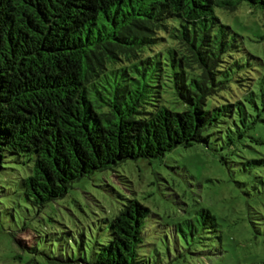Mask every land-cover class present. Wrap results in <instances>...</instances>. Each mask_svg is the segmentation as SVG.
I'll return each instance as SVG.
<instances>
[{
	"label": "trees",
	"instance_id": "1",
	"mask_svg": "<svg viewBox=\"0 0 264 264\" xmlns=\"http://www.w3.org/2000/svg\"><path fill=\"white\" fill-rule=\"evenodd\" d=\"M242 1L264 11V0H0V196L15 160L22 195L43 208L96 171L212 141L240 189L264 186V150L244 146L264 129V83L216 11ZM150 212L127 198L92 263L158 264L140 253ZM223 226L201 208L181 233L219 240Z\"/></svg>",
	"mask_w": 264,
	"mask_h": 264
},
{
	"label": "rangeland",
	"instance_id": "2",
	"mask_svg": "<svg viewBox=\"0 0 264 264\" xmlns=\"http://www.w3.org/2000/svg\"><path fill=\"white\" fill-rule=\"evenodd\" d=\"M216 11L243 37L242 55L259 70H253L256 80L262 77L259 87L264 83L263 9L242 1L233 11ZM251 135L246 150H264V129L256 124ZM221 146L214 141L193 143L159 158L129 159L75 181L65 197L43 208L22 195L15 169L23 167L15 160L2 172L9 182L0 196V264H93L97 242L107 241L109 220L127 198L151 210L140 253L158 264H264V191L258 192L264 186L252 188L248 182L240 189L221 161ZM244 199H255L254 211H242L243 220L235 223ZM201 208L210 209L223 223L222 237L209 239L212 234L201 230L198 241L189 244L181 223ZM252 212L260 218L257 226L246 221Z\"/></svg>",
	"mask_w": 264,
	"mask_h": 264
}]
</instances>
